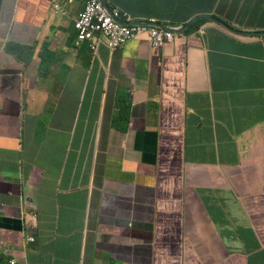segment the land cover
Wrapping results in <instances>:
<instances>
[{
    "label": "crops",
    "instance_id": "1",
    "mask_svg": "<svg viewBox=\"0 0 264 264\" xmlns=\"http://www.w3.org/2000/svg\"><path fill=\"white\" fill-rule=\"evenodd\" d=\"M166 2L171 26L264 15V0ZM75 7L67 16L52 0H0V235L32 221L34 208L47 233L63 216L99 217L109 193L137 203L160 173L186 215L164 216L168 231L141 223L126 264H219L263 245L264 48H248L257 65L245 86H234L231 41L199 26L162 50L140 39L96 59L48 55ZM230 90L243 92L235 108ZM214 195L223 202L213 206Z\"/></svg>",
    "mask_w": 264,
    "mask_h": 264
},
{
    "label": "clouds",
    "instance_id": "2",
    "mask_svg": "<svg viewBox=\"0 0 264 264\" xmlns=\"http://www.w3.org/2000/svg\"><path fill=\"white\" fill-rule=\"evenodd\" d=\"M52 4L54 11L61 15L68 14L67 8L74 10L77 6V10L69 21L68 31L52 42L48 55L65 49L75 59H81L84 55L96 59L104 51L116 53L139 39L147 41L155 50H162L186 31H195L199 26L205 34L211 30L215 39L224 45L231 41L234 49L228 53L229 62L235 64L233 73L238 77L234 86H245L253 76L251 70L257 65L248 56L252 53V49L248 48L254 44L264 48V15L259 18L227 13L198 16L188 23L195 19L198 21L183 30L188 23L171 26L162 16L168 4L166 0H159V3L156 0H52ZM238 19L248 28L238 26ZM258 25L262 29L255 30ZM154 33H165L171 37L164 38L157 48L152 42ZM242 96L243 92L230 90L226 99L235 108ZM215 167L222 168L218 164ZM154 176L156 186H152L151 192L137 203L125 201L122 195L109 193L103 200L99 217H90V212L79 218L63 216L47 233L39 224L40 214L38 216V212L34 211L37 209H32L29 212L32 221H26L23 227L16 228L18 231L11 228L21 233L23 240H5V236L12 234L11 230L1 232L4 236L0 239V264H126L125 256L138 249L136 236L142 231L141 223L148 220L152 228L160 220L161 229L168 231L163 222L164 216L171 214L183 218L186 215L185 207L168 192L164 177L160 173L159 178L156 174ZM20 246L23 250L19 249ZM246 248L228 252L229 260L219 264H258L260 261L264 264V260H260L264 257V244L243 253ZM37 250L38 254L35 253ZM257 253L261 256L256 257ZM181 258L177 264H191ZM195 264L212 263L198 261Z\"/></svg>",
    "mask_w": 264,
    "mask_h": 264
},
{
    "label": "rangeland",
    "instance_id": "3",
    "mask_svg": "<svg viewBox=\"0 0 264 264\" xmlns=\"http://www.w3.org/2000/svg\"><path fill=\"white\" fill-rule=\"evenodd\" d=\"M199 25H202V24L199 23ZM191 31H192V29H191L189 32H191ZM7 50H8L9 52H15V53H16V51H14V49H12V48H10V47H8ZM210 202H211V204H212L213 206H217V205H219V204H221V203L223 202V199H222L221 196L214 195V197L212 198V200H211ZM210 213H212V215H214V214H218L219 212H218L217 210H210ZM3 236H4V235L1 234V235H0V239H2ZM4 238H5V240H9V239H10L12 242H18V241L24 239L23 236H21L20 234H18V233L15 232V231L12 233V235L5 236ZM34 245H37V243H34Z\"/></svg>",
    "mask_w": 264,
    "mask_h": 264
},
{
    "label": "built area",
    "instance_id": "4",
    "mask_svg": "<svg viewBox=\"0 0 264 264\" xmlns=\"http://www.w3.org/2000/svg\"><path fill=\"white\" fill-rule=\"evenodd\" d=\"M163 34L165 33H162V34H159V33H154V37L152 38V42H153V45L154 47H160L162 45V41L164 38H170L171 36L169 34H165L163 36Z\"/></svg>",
    "mask_w": 264,
    "mask_h": 264
},
{
    "label": "water",
    "instance_id": "5",
    "mask_svg": "<svg viewBox=\"0 0 264 264\" xmlns=\"http://www.w3.org/2000/svg\"><path fill=\"white\" fill-rule=\"evenodd\" d=\"M198 21V19L193 20L192 22L188 23L186 26H184L182 29L187 30L194 22Z\"/></svg>",
    "mask_w": 264,
    "mask_h": 264
},
{
    "label": "trees",
    "instance_id": "6",
    "mask_svg": "<svg viewBox=\"0 0 264 264\" xmlns=\"http://www.w3.org/2000/svg\"><path fill=\"white\" fill-rule=\"evenodd\" d=\"M121 4H123V3H121Z\"/></svg>",
    "mask_w": 264,
    "mask_h": 264
},
{
    "label": "bare ground",
    "instance_id": "7",
    "mask_svg": "<svg viewBox=\"0 0 264 264\" xmlns=\"http://www.w3.org/2000/svg\"><path fill=\"white\" fill-rule=\"evenodd\" d=\"M140 40V39H139Z\"/></svg>",
    "mask_w": 264,
    "mask_h": 264
}]
</instances>
